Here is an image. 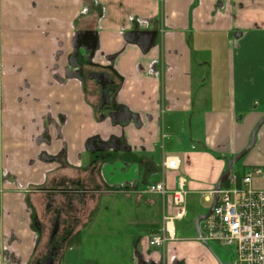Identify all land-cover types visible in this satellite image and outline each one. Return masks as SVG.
<instances>
[{"label":"crops","instance_id":"1","mask_svg":"<svg viewBox=\"0 0 264 264\" xmlns=\"http://www.w3.org/2000/svg\"><path fill=\"white\" fill-rule=\"evenodd\" d=\"M0 15V264H34L43 255V238L31 226L48 192L73 209V226L66 217L61 232L69 234L71 252L113 240L132 248L126 264L228 263L191 227L192 210L186 223L174 221L166 250L151 248L137 230L159 222L139 216L138 206L154 208L155 194L137 192L132 215V196L108 195L104 187L128 183L129 165L140 172L131 184L157 181L163 158L178 156L168 189L180 175L185 189L212 200L228 159L264 115V0H0ZM83 59L117 81L103 110L94 107L100 90ZM92 141H113L118 150L107 153L132 162L122 161L110 178L104 168L112 159L89 147ZM243 158L235 171L260 168L253 184L264 189V124ZM94 159L100 175L88 176ZM62 172L74 187L89 189L52 190ZM163 198L169 211L170 194ZM102 206L132 234L92 226ZM69 254L62 264H90Z\"/></svg>","mask_w":264,"mask_h":264},{"label":"built area","instance_id":"2","mask_svg":"<svg viewBox=\"0 0 264 264\" xmlns=\"http://www.w3.org/2000/svg\"><path fill=\"white\" fill-rule=\"evenodd\" d=\"M170 157L163 161L164 175L180 167L178 158L168 162ZM257 170L254 168L242 177L234 171L230 174L228 184L219 190V200L212 215L202 228V239L233 248L234 264H264V189L252 186L253 173ZM150 188L162 197L170 194L171 206L178 209L175 216L183 218L186 215L184 178L180 176L177 179V188L173 190L168 189L165 178ZM164 218V221L168 220L167 215ZM175 235L174 228L162 226L149 237L148 243L166 250Z\"/></svg>","mask_w":264,"mask_h":264},{"label":"rangeland","instance_id":"3","mask_svg":"<svg viewBox=\"0 0 264 264\" xmlns=\"http://www.w3.org/2000/svg\"><path fill=\"white\" fill-rule=\"evenodd\" d=\"M0 20H1V15H0ZM1 22V21H0ZM1 32H3V30H1ZM114 136H117V131L113 132ZM35 139V138H34ZM36 140V139H35ZM42 139L39 140V142L41 141ZM113 141L111 142H108L107 145H110ZM110 148L109 147H106V150H109ZM168 157V156H166ZM164 157L161 164L159 165V170H157V174L159 175L160 179L157 180V181H153V180H148L147 178V182L145 184H141L140 183V187L138 188V184L137 185H134L133 182L131 184V180L134 178V179H138L140 178V172L138 174H136V171H135V167H131L130 165L125 167L124 169V173H126L129 169H133L134 170V175L131 176V178L127 181L128 183L126 184H115V183H110L108 182V184L105 185V189L107 190L108 192V195H117L120 193L123 194L124 196H127V197H131V199L129 198L130 201L134 200V198L136 199V193L138 192V195L139 197L141 198L143 195H154L153 199H155V205H154V208H149V209H146L145 208L147 207L146 205H144L143 203H140L139 204V213L138 215L140 216L141 214H144V215H148V216H152L154 215L155 218H157L156 220L159 222L157 223L158 225H155L157 227H153V226H148L149 229L143 227V226H140V228H138V238L140 239V236L143 237V239L148 242V237H150L151 235L155 234L158 232V230H160V227L163 225V222H164V215H167L168 217V220L172 221L174 223L175 220L179 219L178 216H175L173 215L174 213V207H171L169 209V211H167L166 207H165V199L160 195V193L158 192H155L153 191L150 186L153 184V183H156L158 181H160L161 179H164L166 180V175L168 172H166V174L164 175L163 171V161L164 159L166 158ZM109 159H112L110 162H107V164H105V170L106 173H107V176H109L110 178H114L115 176H117V174H119L122 170H120V164H124L127 163V164H130L132 161L128 159V156L127 155H122V156H116V154H107V160ZM244 159V158H243ZM242 159H240L235 165H234V170L236 169L237 170V166H241V161ZM124 161V162H122ZM125 165V164H124ZM180 168V167H179ZM244 170V169H243ZM235 172V171H234ZM243 172V171H242ZM240 176L242 173H238ZM142 176V175H141ZM139 182V180H138ZM228 184V182H227ZM102 185L104 186V183H102ZM252 186L254 187V184H252ZM95 189H99L98 186H95ZM259 189H262V188H259ZM189 189L187 188L186 189V202H185V208L186 210H192L191 212L192 213H197V215L190 219L189 220V223L191 225V227H195V219L196 217L201 214L199 212H202V211H207L208 208L210 207L211 203H212V200L211 201H207L205 200V195H201V194H197V193H194V192H190L188 191ZM111 191V192H110ZM159 196H161V200L159 198ZM167 197V196H166ZM138 199V197H137ZM140 202V201H139ZM130 203L128 204V209L127 212L131 213L129 210L131 209L130 207ZM132 206H133V211H132V215H134L135 213H137L135 211V204L133 203L132 201ZM130 208V209H129ZM172 210V211H170ZM102 214L98 217L97 216V221L93 222L92 223V226H96L97 229H100V230H107L109 232H113L114 234H117L118 231L120 232H125L128 234V232H130L132 234V231L129 230V226H127V228H120L119 226H117L114 221L112 220V218L110 217V214L108 213V211H110L109 209H106L104 208V206H102V210H101ZM166 211V213H164ZM107 213V214H105ZM204 213V212H202ZM40 214V213H39ZM163 214V215H162ZM104 215V216H103ZM173 215V217L171 216ZM33 216H35V214H33ZM187 217V215H186ZM185 217V218H186ZM186 221H188V219H184L183 223H186ZM35 225H34V224ZM36 219L33 217L32 219V226L34 229L33 230H37V233L38 235H41V231L39 229V227L36 225ZM162 223V224H161ZM175 225V223H174ZM201 225L203 226L204 225V221L201 222ZM49 230H50V227L47 226L46 224V232L49 233ZM43 234L41 235L40 237V242H41V239L43 238V246L45 248L44 250V253L49 249V244H50V241H49V235L48 234ZM125 234V235H127ZM131 238L133 237V235H130ZM57 238V236H56ZM69 241V238L67 240V242ZM98 244L100 246H95L94 247V250H89V246L88 248H85L83 251L81 250H77V251H73L71 252L70 247H64L63 248V252H61L59 254V256L56 258V264H62V261L63 259L65 258V256L69 254L70 258H81L83 260H85L86 262H89L90 264H126L127 261H130V259H132V255H133V250L132 248H130L131 251H129V249L125 248V247H122L120 249V246L118 245V243L114 242L113 240L112 241H107V240H102V242H98ZM210 244L212 245V247L214 248L215 250V253L218 254V260L219 262H221L220 260H222L223 262H231L235 259V254H234V251H233V248L231 247H225L219 243H217L216 241H210ZM40 245V243H39ZM150 246V245H149ZM87 247V246H86ZM151 248L153 249H158V248H154L152 246H150ZM159 251V250H158ZM43 253V255H44ZM128 254V255H127ZM132 254V255H131ZM141 251H140V256H139V260L142 261V256H141ZM43 255L40 256L43 257ZM159 257V255H158ZM37 258V256H36ZM147 258H150V256H146L144 255V259H147ZM151 264H160V263H157V260H156V263L153 261V260H149ZM130 263V262H129ZM164 264V263H162ZM177 264V263H176Z\"/></svg>","mask_w":264,"mask_h":264},{"label":"flooded vegetation","instance_id":"4","mask_svg":"<svg viewBox=\"0 0 264 264\" xmlns=\"http://www.w3.org/2000/svg\"><path fill=\"white\" fill-rule=\"evenodd\" d=\"M84 61H86V63L88 64V60L83 59ZM83 68V67H82ZM88 70H90V68H88ZM91 72H89V75H91L93 72H102L105 70H90ZM108 73V72H107ZM109 74V73H108ZM110 75V74H109ZM112 82L108 84V86L106 87V89L109 91V93L111 94L112 92H114V90L116 89V83L117 81L114 79L113 76H111ZM97 85L99 87V94H100V98H101V85L97 82ZM99 104V103H98ZM97 104V105H98ZM96 105V109L98 110ZM103 110V108L101 109ZM3 114L6 113V109L3 110ZM100 111V110H99ZM1 114V115H3ZM3 128V122L2 119L0 120V129ZM107 142H98V141H92L90 142V146L95 150H99L101 152L100 156H106L107 151H117L118 150V145L116 143H111L110 145H107ZM106 147H109V150H102V149H106ZM91 148V149H92ZM98 160V159H97ZM96 159H94L91 163V172H89V174L87 173L88 176H93V174H97V176L100 175V167L101 164L98 163ZM63 174L60 177V179L57 181V184L59 186V188H51L52 190H60L62 193H66L64 191H73V190H78V189H83V190H88L89 188H86L87 186H84V188H77L74 187L73 185L75 183H73L72 181H70V178L67 175V172H62ZM81 179V178H80ZM82 181V180H80ZM69 185V186H63V185ZM48 189V188H46ZM47 201L45 202L44 207L42 208V210L40 211V214H37V216H35L36 219V225L39 227L40 231H41V235L45 234V230H46V224L47 226L50 227L49 233L46 232V234L49 235V241H50V248L48 251H46L43 255V257H41L40 259H38L34 264H44L46 261V258L50 255V253L53 251V248L55 247V254H54V261L53 264H56V258L59 256V254L61 252H63V248L65 247V243L68 240V236L69 234H65V235H61V232L66 229L65 227V219L66 217L69 219V225L73 226V216H74V212L73 209H70L69 206L64 204H58V196L53 195V192L47 194ZM79 199H81L80 197H78ZM59 216L60 217V226L59 229L57 231V233L54 235L53 239H51V234L53 232V228H54V221L55 218ZM40 235V236H41ZM57 236V238H56ZM39 242V241H38ZM175 259L172 258L170 264H175ZM42 261V262H40Z\"/></svg>","mask_w":264,"mask_h":264},{"label":"water","instance_id":"5","mask_svg":"<svg viewBox=\"0 0 264 264\" xmlns=\"http://www.w3.org/2000/svg\"><path fill=\"white\" fill-rule=\"evenodd\" d=\"M90 77L92 79H95L100 85H101V100L99 104L97 105L98 110H101L102 108H105L106 106H109L112 102L111 94L109 91L106 89L109 83L112 82V79L110 75L106 71L102 72H93ZM264 124V115L258 120V122L255 124L248 144L237 154L232 156L231 158L228 159L227 162V168L226 170L221 174L220 178L218 179L216 185H215V193H214V198L213 201L208 209L207 212L199 214L196 219H195V226L197 229V232L199 236L202 235L201 232V222L208 219V217L212 214L214 208L216 207L219 199V189L222 187L224 182L227 180L229 177L231 171L234 168V165L241 159L243 158L256 144L257 140V132L259 131L260 127ZM60 226V217L57 216L54 221V228L53 232L51 234V239H53L54 235L57 233L58 229ZM56 248H53V251L50 253V255L46 258V261L44 264H53L54 261V254H55ZM42 262V261H40ZM226 264H234V262H228Z\"/></svg>","mask_w":264,"mask_h":264},{"label":"bare ground","instance_id":"6","mask_svg":"<svg viewBox=\"0 0 264 264\" xmlns=\"http://www.w3.org/2000/svg\"><path fill=\"white\" fill-rule=\"evenodd\" d=\"M251 150H252V149H251ZM251 150H250V151H251ZM176 157L178 158V160H179V165H180V159H179L178 156H171V157L168 159V162H170L171 160H176ZM253 169H254V168H252V169L249 170V171H252ZM255 169H258V170H257L256 173H253V178H254V176L259 175V174L261 173V169H260V168L255 167ZM170 171H175V170L172 169V170H170ZM233 171H235L234 168H233V170L231 171V173H232ZM249 171H247V172H249ZM235 172H236V171H235ZM247 172H246V173H247ZM231 173H230V174H231ZM246 173H245V174H246ZM229 176H230V175H229ZM179 177H180V175L177 176L176 180H177ZM228 178H229V177H228ZM228 178H227V180H226L225 182H228ZM252 181H253V179H252ZM225 182H224V183H225ZM222 186H225V185L223 184ZM176 188H177V187H176ZM220 189H221V188H220ZM220 189H219V190H220ZM185 190H186V189H185ZM213 192L215 193V189H214ZM218 193H219V191H218ZM168 195H169V194H168ZM166 196H167V195H166ZM212 196H213V198H214V194H212ZM185 200H186V191H185ZM218 200H219V199H218ZM212 201H213V200H212ZM174 209H175V213H174V215H176L177 212H178V209L175 208V207H174ZM208 209H209V208H208ZM207 211H208V210H207ZM207 211H206V212H207ZM213 211H214V210H213ZM212 213H213V212H212ZM186 215H187V210H186ZM186 215H185V216H186ZM211 215H212V214H211ZM211 215H210V216H211ZM185 216H184V217H185ZM210 216H209V217H210ZM184 217H183V218H184ZM209 217H208V219H209ZM206 220H207V219H206ZM206 220H204V222H205ZM166 225H168L170 228H174V232H175V225H174V223H173L172 221H170V220H165V221H164V224H163V227H165ZM202 228H203V226L201 225V232H202ZM158 231H159V230H158ZM202 234H203V232H202ZM199 238H200L201 240H205V239H202V235L199 236ZM148 239H149V237H148ZM205 241H208V240H205ZM216 242H217V241H216ZM148 244H149V243H148ZM158 249H160V248H158ZM233 251H234V250H233ZM234 254H235V253H234ZM232 262H234V260H233Z\"/></svg>","mask_w":264,"mask_h":264},{"label":"trees","instance_id":"7","mask_svg":"<svg viewBox=\"0 0 264 264\" xmlns=\"http://www.w3.org/2000/svg\"><path fill=\"white\" fill-rule=\"evenodd\" d=\"M84 62H86V61H84ZM80 64L82 65L83 69H85V70H87L88 68H90L89 65H88L87 63H83V62H82V63H80ZM94 107H95V109H96V104H95ZM96 110H97V109H96ZM236 172H237V173H242L240 177H242V176L244 175V173H246V172L243 173V172H239V171H236ZM224 185H227V182H225ZM66 243H67V242H66ZM66 243H65V244H66ZM49 248H50V244H49ZM48 250H49V249H48ZM48 250H47V251H48Z\"/></svg>","mask_w":264,"mask_h":264}]
</instances>
